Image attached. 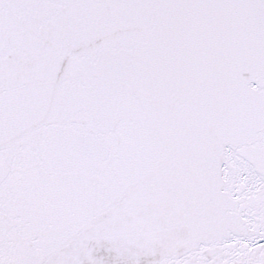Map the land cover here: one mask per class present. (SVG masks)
Returning <instances> with one entry per match:
<instances>
[{
	"label": "snow or ice",
	"instance_id": "obj_1",
	"mask_svg": "<svg viewBox=\"0 0 264 264\" xmlns=\"http://www.w3.org/2000/svg\"><path fill=\"white\" fill-rule=\"evenodd\" d=\"M0 264H264V0H0Z\"/></svg>",
	"mask_w": 264,
	"mask_h": 264
}]
</instances>
